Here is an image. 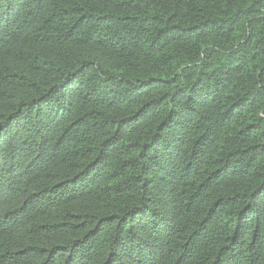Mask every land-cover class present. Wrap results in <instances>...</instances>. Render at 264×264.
Here are the masks:
<instances>
[{
  "label": "trees",
  "instance_id": "obj_1",
  "mask_svg": "<svg viewBox=\"0 0 264 264\" xmlns=\"http://www.w3.org/2000/svg\"><path fill=\"white\" fill-rule=\"evenodd\" d=\"M0 264H264V0H0Z\"/></svg>",
  "mask_w": 264,
  "mask_h": 264
}]
</instances>
